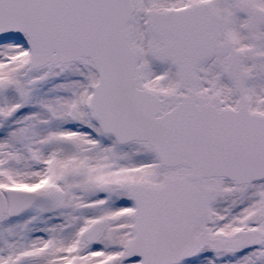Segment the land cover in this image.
<instances>
[{"label": "snow or ice", "instance_id": "1", "mask_svg": "<svg viewBox=\"0 0 264 264\" xmlns=\"http://www.w3.org/2000/svg\"><path fill=\"white\" fill-rule=\"evenodd\" d=\"M0 264H264V0H0Z\"/></svg>", "mask_w": 264, "mask_h": 264}]
</instances>
